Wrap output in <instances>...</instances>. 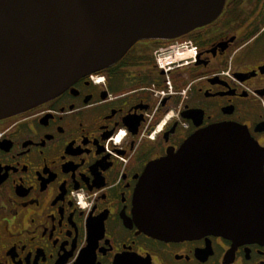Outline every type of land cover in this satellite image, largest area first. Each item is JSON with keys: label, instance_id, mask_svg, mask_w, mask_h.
<instances>
[{"label": "flooded vegetation", "instance_id": "1", "mask_svg": "<svg viewBox=\"0 0 264 264\" xmlns=\"http://www.w3.org/2000/svg\"><path fill=\"white\" fill-rule=\"evenodd\" d=\"M214 123L246 127L264 149V0H225L211 22L137 40L55 97L1 118L0 264H112L124 253L149 264H264L263 242L162 240L134 220L148 165Z\"/></svg>", "mask_w": 264, "mask_h": 264}, {"label": "water", "instance_id": "2", "mask_svg": "<svg viewBox=\"0 0 264 264\" xmlns=\"http://www.w3.org/2000/svg\"><path fill=\"white\" fill-rule=\"evenodd\" d=\"M225 0H0V119L51 99L140 39L214 20ZM133 217L174 240L222 235L264 243V149L244 126L214 123L148 165ZM112 264H149L124 253Z\"/></svg>", "mask_w": 264, "mask_h": 264}, {"label": "built area", "instance_id": "3", "mask_svg": "<svg viewBox=\"0 0 264 264\" xmlns=\"http://www.w3.org/2000/svg\"><path fill=\"white\" fill-rule=\"evenodd\" d=\"M181 45L183 46L182 47L183 51H187L190 49L188 46V42H183V43H181ZM74 198L76 199V201L80 207L85 208L87 206V199H86V196L84 194H75Z\"/></svg>", "mask_w": 264, "mask_h": 264}, {"label": "rangeland", "instance_id": "4", "mask_svg": "<svg viewBox=\"0 0 264 264\" xmlns=\"http://www.w3.org/2000/svg\"><path fill=\"white\" fill-rule=\"evenodd\" d=\"M183 43V42H182ZM178 46H179V48L180 49H182V45H181V43L180 44H178ZM189 48L191 49V47L189 46ZM185 53V55H187L188 57L187 58H189V57H191L193 54H192V52H191V50H189L188 52H186V51H184ZM174 59H176V57L174 58Z\"/></svg>", "mask_w": 264, "mask_h": 264}, {"label": "bare ground", "instance_id": "5", "mask_svg": "<svg viewBox=\"0 0 264 264\" xmlns=\"http://www.w3.org/2000/svg\"><path fill=\"white\" fill-rule=\"evenodd\" d=\"M189 50H191V52L194 53V51H193L192 49H189ZM189 50H187L186 52H188ZM183 52H184V51H183ZM184 53H185V52H184ZM183 56H184V55H183Z\"/></svg>", "mask_w": 264, "mask_h": 264}]
</instances>
